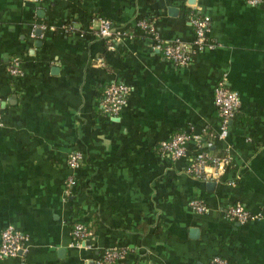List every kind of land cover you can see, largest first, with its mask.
I'll list each match as a JSON object with an SVG mask.
<instances>
[{
	"label": "crops",
	"instance_id": "1",
	"mask_svg": "<svg viewBox=\"0 0 264 264\" xmlns=\"http://www.w3.org/2000/svg\"><path fill=\"white\" fill-rule=\"evenodd\" d=\"M190 8L210 19L213 47L186 65L129 36L145 19L162 39L191 44ZM100 16L114 23V49L94 31ZM13 57L21 75L6 67ZM223 79L241 106L218 138ZM111 81L131 87L115 117L100 107ZM0 101V235L13 225L28 236L0 264H85L114 247L128 250L117 264H264V0H0ZM191 128L230 157L217 177L187 172L194 142L188 157L161 155L163 140ZM73 151L83 154L76 171ZM237 203L260 219L228 220ZM76 221L95 231L88 248L73 244Z\"/></svg>",
	"mask_w": 264,
	"mask_h": 264
},
{
	"label": "built area",
	"instance_id": "2",
	"mask_svg": "<svg viewBox=\"0 0 264 264\" xmlns=\"http://www.w3.org/2000/svg\"><path fill=\"white\" fill-rule=\"evenodd\" d=\"M253 4L262 3L263 0H250ZM97 23L94 27L95 33L108 43L110 49L115 48V26L111 19L106 17H97L94 19ZM190 23L194 30V40L191 44H185L183 41L176 39L167 41L161 38L158 30L153 22L141 20L138 22L135 30L130 31L129 36L135 38L137 33L142 37H147L150 40L152 51L158 52L166 59L175 63L178 66L186 65L192 60L193 54L197 50H203L206 47H213L208 41V32L210 30V19L200 14H193L190 17ZM73 25L66 26V31H71ZM136 30L138 32H136ZM7 69L12 75H21V61L15 57L10 58L7 62ZM131 92V87L125 83L111 81L106 86L100 107L103 114L109 117L119 115L122 109L128 103V98ZM215 102L218 109L220 120V131L216 137L224 138L229 132L231 121L236 116L240 106L241 98L237 91L232 90L226 83V80H220L215 88ZM1 103V101H0ZM4 125L2 107L0 104V127ZM194 142L195 152L189 157L187 164V172L194 177L211 179L217 177L219 171L223 170L231 163L230 157L216 156L209 151L211 142L208 134L195 133L191 128L189 131H182L174 134L169 139L163 140L160 143L161 155L172 160H177L183 157H188L189 143ZM68 164L74 171L78 170L83 164V154L80 151H73L68 157ZM209 169L213 172L210 173ZM77 180L74 174H71L67 180L68 188L76 186ZM191 207L198 213L208 211V206L200 198H192L190 201ZM259 215H254L243 204L237 203L229 206L225 210V217L234 222L246 223L250 219L258 218ZM73 244L78 247H90L89 240L94 236V232L89 229L88 225L82 221H76L73 227ZM28 240L26 233L22 232L13 225L6 226L0 235V259L16 257L25 249V244ZM128 250L121 248H109L97 254L91 259L92 264H117L126 259ZM90 260H86L85 264H90ZM213 264H227L226 260L217 255L213 259Z\"/></svg>",
	"mask_w": 264,
	"mask_h": 264
},
{
	"label": "trees",
	"instance_id": "3",
	"mask_svg": "<svg viewBox=\"0 0 264 264\" xmlns=\"http://www.w3.org/2000/svg\"><path fill=\"white\" fill-rule=\"evenodd\" d=\"M185 13H186L187 15H189V19H190V17H191L193 14H198L197 11L192 10L191 8H190V11L187 9V10L185 11ZM194 198H197V197H194ZM88 227H89L90 230H92L93 232H95L92 226H89V225H88Z\"/></svg>",
	"mask_w": 264,
	"mask_h": 264
},
{
	"label": "water",
	"instance_id": "4",
	"mask_svg": "<svg viewBox=\"0 0 264 264\" xmlns=\"http://www.w3.org/2000/svg\"><path fill=\"white\" fill-rule=\"evenodd\" d=\"M214 184H215L214 182H209L208 183V185L210 187L214 186ZM191 232H192L193 235H197L198 230L196 228H193Z\"/></svg>",
	"mask_w": 264,
	"mask_h": 264
}]
</instances>
